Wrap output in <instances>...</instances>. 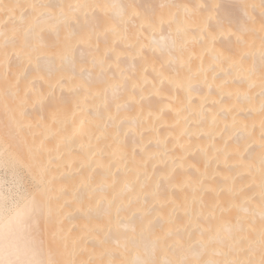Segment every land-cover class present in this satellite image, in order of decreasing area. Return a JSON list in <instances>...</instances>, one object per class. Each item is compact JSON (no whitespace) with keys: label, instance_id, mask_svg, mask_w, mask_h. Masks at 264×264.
Instances as JSON below:
<instances>
[{"label":"bare ground","instance_id":"6f19581e","mask_svg":"<svg viewBox=\"0 0 264 264\" xmlns=\"http://www.w3.org/2000/svg\"><path fill=\"white\" fill-rule=\"evenodd\" d=\"M107 2L0 0V152L48 192L42 241L59 264H258L264 0ZM42 4L67 25L8 46Z\"/></svg>","mask_w":264,"mask_h":264},{"label":"snow or ice","instance_id":"6c2138e0","mask_svg":"<svg viewBox=\"0 0 264 264\" xmlns=\"http://www.w3.org/2000/svg\"><path fill=\"white\" fill-rule=\"evenodd\" d=\"M39 7L49 8L48 14L36 15L33 12L29 16L22 17V24H28L30 27L26 30L21 29L24 31L21 39L9 38L6 41L8 46H31L34 37H42L43 25L59 26L60 23L67 25L68 22L58 20L53 15L50 5L42 4ZM47 196L46 189L40 188L34 179H29L18 158L7 150L0 152V231L6 234L7 241L0 243V264H59L53 259L50 249L41 239V227L49 215ZM261 216L264 218V205ZM22 233L31 239V244L24 253V259L19 258L18 250L13 246V241ZM262 257H264V247H262ZM202 264H216V262L210 260ZM223 264H257V262L228 260ZM258 264H264V258Z\"/></svg>","mask_w":264,"mask_h":264},{"label":"clouds","instance_id":"9594fccd","mask_svg":"<svg viewBox=\"0 0 264 264\" xmlns=\"http://www.w3.org/2000/svg\"><path fill=\"white\" fill-rule=\"evenodd\" d=\"M106 7L111 11L113 18L117 20L122 19L126 12V6L123 0H108ZM176 42H177L176 36H170L168 44L164 45L162 47V50L168 51L171 48H174L176 46ZM154 43H156L157 46H160L159 41H155ZM5 242H7L6 234L0 231V243H5Z\"/></svg>","mask_w":264,"mask_h":264}]
</instances>
